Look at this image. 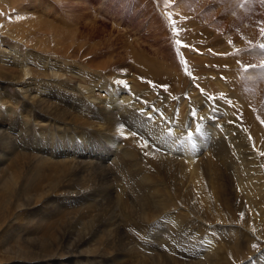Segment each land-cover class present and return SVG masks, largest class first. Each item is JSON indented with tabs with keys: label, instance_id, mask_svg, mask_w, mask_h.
Wrapping results in <instances>:
<instances>
[{
	"label": "rangeland",
	"instance_id": "obj_1",
	"mask_svg": "<svg viewBox=\"0 0 264 264\" xmlns=\"http://www.w3.org/2000/svg\"><path fill=\"white\" fill-rule=\"evenodd\" d=\"M16 1L0 264H264V0Z\"/></svg>",
	"mask_w": 264,
	"mask_h": 264
},
{
	"label": "bare ground",
	"instance_id": "obj_2",
	"mask_svg": "<svg viewBox=\"0 0 264 264\" xmlns=\"http://www.w3.org/2000/svg\"><path fill=\"white\" fill-rule=\"evenodd\" d=\"M8 1V3L11 5V7L12 8H17V9H19L18 7H19V5L17 4L18 2L16 1V0H1V2L3 3L2 4V6H7V4H6V2ZM43 4V3H42ZM32 63V62H31ZM59 66V65H58ZM67 81L69 82V83H75V84H80V81H79V78L78 77H71V76H69V77H67ZM131 88V87H130ZM30 91V90H29ZM42 92V91H41ZM28 93V92H27ZM37 96V95H36ZM46 110V109H45ZM29 112V111H28ZM37 112V111H36ZM39 115V114H38ZM2 120V119H1ZM20 135V134H19ZM11 160V159H10ZM39 166H40V170L41 169H43V166H42V164H39ZM64 169V168H63ZM39 173V169L38 168H36V174H38ZM38 175H40V173L38 174ZM122 175V174H121ZM124 176V175H123ZM124 178V177H123ZM132 178V177H131ZM19 179V177H18V174H16V173H13L12 175H11V177L10 178H8V181L4 184V186H3V188L0 190V223H1V221H3V218L1 217L2 215H1V212L9 205V203L7 202V200L14 194V184H15V182L17 181ZM124 182V185H123V189H125V190H131V189H133V188H136L137 187V185H135V183H133L130 179H127V180H124L123 181ZM137 189V188H136ZM144 199V198H143ZM3 213V212H2ZM254 215V214H253ZM252 216V215H251ZM171 218V217H170ZM228 221V220H227ZM4 222V221H3ZM174 222V221H173ZM6 223V222H5ZM248 224V223H247ZM3 228V227H2ZM7 231V230H6ZM1 233V232H0ZM5 235V234H4ZM248 236V235H247ZM1 237V236H0ZM17 237H18V235H17ZM3 238V237H2ZM234 249V248H233ZM248 249V248H247ZM236 251V250H235ZM250 252V251H249ZM232 253V252H231ZM230 253V254H231ZM233 253H234V250H233ZM232 253V254H233ZM228 254V253H227ZM230 254H229V258L231 259V257H230ZM232 257L234 256V255H231ZM230 259H228L227 261H226V264L227 263H229V260ZM232 260V259H231ZM218 261V260H217ZM232 263V262H231ZM230 263V264H231Z\"/></svg>",
	"mask_w": 264,
	"mask_h": 264
},
{
	"label": "snow or ice",
	"instance_id": "obj_3",
	"mask_svg": "<svg viewBox=\"0 0 264 264\" xmlns=\"http://www.w3.org/2000/svg\"><path fill=\"white\" fill-rule=\"evenodd\" d=\"M168 3H170V0H165V4L167 5ZM166 14H167V13H166ZM171 27H172V32H173V34L178 36L179 33H180V30L176 27V21L173 19V17L171 18ZM175 46H176V50H177V52H179V49H180V48H191V47H192L191 45L182 42L180 39H176V40H175ZM181 59H182V61H183V63H184V67H185V71H186V73H187L189 76H191L192 74H191L190 72H187V61L184 60L183 57H181ZM120 83H123V82H120ZM125 86L127 87V85H125ZM210 99H216V98H215V97H210ZM192 116L195 117V116H196V112H193V113H192ZM261 123H264V121H261ZM196 131H200V126H199V125H197V127H196ZM121 135L124 136V133L121 132ZM131 135H132V136H135L136 133H135V132H132ZM192 135H193V134H192L191 132L188 133L187 139H188L189 141H191V139H192ZM125 138H127V137H125ZM145 147H146V145H145ZM193 147H194V145H193Z\"/></svg>",
	"mask_w": 264,
	"mask_h": 264
}]
</instances>
